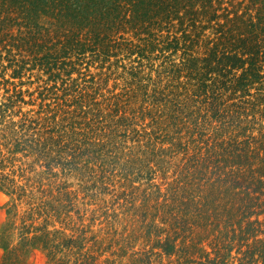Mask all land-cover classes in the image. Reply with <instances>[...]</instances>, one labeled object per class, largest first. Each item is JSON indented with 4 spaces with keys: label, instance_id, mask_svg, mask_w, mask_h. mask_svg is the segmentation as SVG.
I'll return each mask as SVG.
<instances>
[{
    "label": "trees",
    "instance_id": "1",
    "mask_svg": "<svg viewBox=\"0 0 264 264\" xmlns=\"http://www.w3.org/2000/svg\"><path fill=\"white\" fill-rule=\"evenodd\" d=\"M8 38L45 50L54 67L75 52L115 47L152 67L162 58L160 70L174 80L185 75L152 129L136 130V153L129 146L135 178L146 186L145 227L179 264H264V0H0V40ZM121 121L111 122L114 130ZM116 137L85 134L86 152L113 162L115 149L126 147ZM0 188L27 194L3 176ZM49 197L21 222L18 205L10 209L0 264H31L37 250L47 264H117L87 248L85 227L58 228L62 196Z\"/></svg>",
    "mask_w": 264,
    "mask_h": 264
},
{
    "label": "rangeland",
    "instance_id": "2",
    "mask_svg": "<svg viewBox=\"0 0 264 264\" xmlns=\"http://www.w3.org/2000/svg\"><path fill=\"white\" fill-rule=\"evenodd\" d=\"M124 37L139 40L134 32ZM10 40H0V176L26 187L27 194L19 199L0 188V232L12 219L13 205H18L21 222L30 208L54 193L62 196L56 226L69 234L75 226L85 227L87 248L101 254L100 262L179 264L178 256L166 254L157 245L158 236H149L145 227L151 219L141 206L146 186L135 178L129 146L136 153V130L152 129L153 118L169 107L175 82L187 77L174 80L162 72V58L152 59V67L147 58L115 47L107 54L101 48L75 52L54 67L53 60L43 58L45 50L31 52L8 44ZM62 59L69 63L62 66ZM98 112L104 117L96 118ZM119 118L122 126L116 131L111 122ZM85 134L105 139L117 134L113 141L126 147L116 148L117 158L104 164L86 152L91 144L84 141ZM2 256L0 246V263ZM46 260L39 250L30 256L31 264Z\"/></svg>",
    "mask_w": 264,
    "mask_h": 264
}]
</instances>
